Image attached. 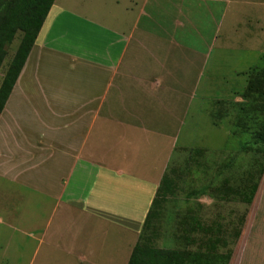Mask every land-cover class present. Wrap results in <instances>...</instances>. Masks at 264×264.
<instances>
[{
	"label": "crops",
	"instance_id": "1",
	"mask_svg": "<svg viewBox=\"0 0 264 264\" xmlns=\"http://www.w3.org/2000/svg\"><path fill=\"white\" fill-rule=\"evenodd\" d=\"M90 1L54 0L0 113V263L127 264L207 64L185 10L208 2L215 42L264 26V0Z\"/></svg>",
	"mask_w": 264,
	"mask_h": 264
},
{
	"label": "rangeland",
	"instance_id": "2",
	"mask_svg": "<svg viewBox=\"0 0 264 264\" xmlns=\"http://www.w3.org/2000/svg\"><path fill=\"white\" fill-rule=\"evenodd\" d=\"M190 5L176 33L183 49L198 52L207 64L180 139L185 149L166 174L172 194L158 205L144 239L154 248L190 252L212 244L218 253L230 252L229 264H264V150L252 140L264 125V102L244 96L248 80L264 68V26L234 25L226 42H215L219 21L208 17V2ZM16 45L0 65V83ZM208 82L211 88L204 90ZM11 148L0 132V157ZM1 177L0 168V205ZM252 182L257 191L247 205L238 193Z\"/></svg>",
	"mask_w": 264,
	"mask_h": 264
},
{
	"label": "trees",
	"instance_id": "3",
	"mask_svg": "<svg viewBox=\"0 0 264 264\" xmlns=\"http://www.w3.org/2000/svg\"><path fill=\"white\" fill-rule=\"evenodd\" d=\"M53 3L54 0H0V65L6 58L8 47L17 43L0 83V113ZM16 36L18 41L15 42ZM244 96L247 99L264 102V68L248 80ZM252 140L253 144H260L264 150V125L253 133ZM166 174L162 178L152 208L146 216L143 230L127 264H229L230 252L218 253L212 244L204 250L194 252L160 249L148 245V239H144V235L149 229L150 221L158 205L164 202L167 195L172 194ZM261 175H264V166ZM256 191L257 183L252 182L238 195L244 203L250 205Z\"/></svg>",
	"mask_w": 264,
	"mask_h": 264
}]
</instances>
